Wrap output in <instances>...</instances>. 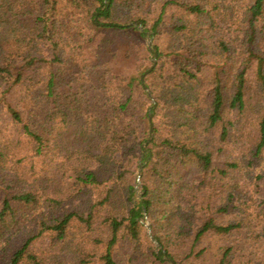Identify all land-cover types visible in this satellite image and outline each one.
I'll return each instance as SVG.
<instances>
[{
	"label": "trees",
	"instance_id": "trees-1",
	"mask_svg": "<svg viewBox=\"0 0 264 264\" xmlns=\"http://www.w3.org/2000/svg\"><path fill=\"white\" fill-rule=\"evenodd\" d=\"M134 32L166 41L144 79L152 111L144 73H129ZM0 118L12 127L1 172L9 152L20 157L1 173L0 264H44L41 241L55 264H118L121 233L136 240L146 216L154 261L175 260L174 235L157 232H195L189 256L212 235L226 264L249 211H264V0H0ZM248 127L256 142L244 152ZM208 182L214 215L198 221ZM11 229L30 234L6 248Z\"/></svg>",
	"mask_w": 264,
	"mask_h": 264
},
{
	"label": "rangeland",
	"instance_id": "rangeland-1",
	"mask_svg": "<svg viewBox=\"0 0 264 264\" xmlns=\"http://www.w3.org/2000/svg\"><path fill=\"white\" fill-rule=\"evenodd\" d=\"M94 23H97L99 20L98 18H95ZM137 23H131L130 26L137 27ZM144 28V27H143ZM138 30L141 32V30L138 28ZM165 31V30H162ZM152 41V51L149 49V42ZM129 44L132 45V54H133V61L130 65V68H133L129 71V73H135L137 66L140 68V72L145 73L148 71V69L152 68L154 65V52L157 53V51L154 49L155 47H158L161 51H164L166 46V41L161 37L151 36L150 33L147 34L145 38L137 37V33H133L131 35ZM147 50L151 52V54H147ZM158 62V57L156 59V64ZM155 64V65H156ZM128 73V74H129ZM145 90V89H144ZM147 92V91H146ZM153 96V95H152ZM153 104H155V98L151 99ZM156 105V104H155ZM11 126L8 127V122H6L4 119L0 118V140H9L10 138V132H11ZM253 128L248 127V129L245 131V136H249L243 140L242 151L245 152L246 148H251V146L256 142V136H254V132H252ZM251 135V136H250ZM153 138V134H152ZM246 141V142H245ZM3 142L2 144H4ZM144 147H147L145 144ZM20 158L19 156L15 157L10 152L6 155V170L1 172L0 169V203L2 198L4 197L3 191H1L3 187V181H2V175L1 173L5 175H11L12 171L10 170L13 165H16L15 160ZM143 166L140 171V166ZM260 167L264 169V157L261 159ZM145 165L142 164V160L139 162V168L137 171H135V174L133 176V181L135 179L136 181V195L138 199V196H141V190L144 178L142 180V176H145ZM218 185H214V183L208 182V188L206 191H201L194 197L193 204L196 206V210L198 211L197 217L199 218L198 221L204 220L209 215H214L212 207L209 208V204H213L216 200L218 195ZM264 196V187L263 192ZM174 201V198L172 197L170 199V203ZM187 202H184L183 205H186ZM172 206V205H171ZM184 207V206H183ZM257 210V209H256ZM249 211V214L251 218L254 219L253 223H250V221L247 222L249 229L245 232H242V234H239V237L241 238V243L239 246L234 244L235 247V254L227 259L226 264H264V211L263 213H259L257 211ZM264 210V209H263ZM146 215V214H145ZM216 219L223 223H228L230 219L233 217L232 213L229 211V213L224 215H215ZM249 216V218H250ZM248 218V219H249ZM237 219V217H235ZM143 224V232L138 233V238L134 240L130 235L129 232H122L121 238L119 239V242L116 244V246L113 249V256L118 264H171L168 260L167 262H157L154 261L152 254L158 253L161 249L160 245L158 246L155 240H152V229H151V222L149 217H145V219L142 221ZM246 224V225H247ZM150 226V230L148 228ZM14 229H11L8 233L9 241L6 244V248H14L15 246H19L22 244L24 239L30 234V232H19L16 233ZM103 234V245L105 244V241L108 242V232H99ZM160 236L165 238L166 236H169V234H173V240L170 242L169 239H166V244L172 250V253L175 255V264H221L220 260L222 257V250L221 246L224 244L222 241L220 242V239L218 237L212 236V235H205V238L203 241H201L198 246L196 247V251H199L201 249H206L205 253L202 255H194L189 256L190 253V247H192V240L191 235H193L195 232H192L190 236L186 237H177V232H157ZM235 240V239H234ZM240 240V239H239ZM234 242V241H233ZM242 242L244 244H242ZM35 253L44 260V264H55V261L52 259L50 255V247L46 243H42V241L36 246ZM6 254V252H5ZM86 256V255H85ZM2 255H0V258ZM87 264H100L97 257L91 255L89 257L86 256L85 258ZM58 261L61 263V259H58ZM65 264V263H64ZM66 264H81L79 259L73 258Z\"/></svg>",
	"mask_w": 264,
	"mask_h": 264
},
{
	"label": "water",
	"instance_id": "water-1",
	"mask_svg": "<svg viewBox=\"0 0 264 264\" xmlns=\"http://www.w3.org/2000/svg\"><path fill=\"white\" fill-rule=\"evenodd\" d=\"M136 26L141 30V32H145L144 30V28H143V26H142V24L141 23H137L136 24ZM152 41L150 40V42H149V49L152 51ZM154 54V60H153V62H154V65H153V67L155 66V64H156V59H157V57H158V54L156 53V52H154L153 53ZM152 67V68H153ZM152 68H150L148 71H146L142 76H141V83H142V85H143V88L145 89V91H147V94H148V96H149V98L150 99H153V96H152V93H151V91L148 89V87L146 86V84H145V82H144V79H145V77H146V75L147 74H149L150 72H151V70H152ZM156 107V105L154 104V106L152 107V108H150V111H152V109L153 108H155ZM149 120H150V139H149V141L152 139V134H153V124H152V116L150 115V117H149ZM142 165L140 166V171H141V169H142ZM148 228H149V230H150V226H148ZM152 238V240H154L153 239V237H151ZM158 246H159V244L158 243H156ZM165 259L166 260H168L171 264H175V262L172 260V259H170V258H168L167 256H165Z\"/></svg>",
	"mask_w": 264,
	"mask_h": 264
}]
</instances>
